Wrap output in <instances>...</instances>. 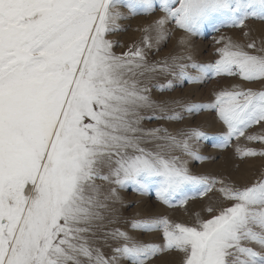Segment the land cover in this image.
<instances>
[{
	"label": "snow or ice",
	"instance_id": "1",
	"mask_svg": "<svg viewBox=\"0 0 264 264\" xmlns=\"http://www.w3.org/2000/svg\"><path fill=\"white\" fill-rule=\"evenodd\" d=\"M157 10L163 15L137 29L139 42L114 51L124 45L108 37L127 31L121 21ZM249 19L264 21V0H0V264H153L172 251L182 254L181 264H264V174L243 186L193 175L172 153L208 159L196 147L206 133L142 126L211 110L227 128L216 147L240 137L264 144V131H248L264 129V90L236 84L212 103L176 111L170 103L181 101L158 103L148 86L157 74L181 86L221 76L264 81V38L221 37L214 63H198L185 37L184 55L148 58L170 37L169 24L198 35L218 30L217 23L244 28ZM177 83L154 87L172 91ZM235 151L241 159L264 158V149ZM217 184L231 203L210 219L193 226L166 217L132 221V229L162 231V244L105 231V222L117 223V189L155 186L172 206L177 197L187 202L190 186L205 196ZM101 239L110 248L108 240L118 242L111 255L95 246Z\"/></svg>",
	"mask_w": 264,
	"mask_h": 264
},
{
	"label": "rangeland",
	"instance_id": "2",
	"mask_svg": "<svg viewBox=\"0 0 264 264\" xmlns=\"http://www.w3.org/2000/svg\"><path fill=\"white\" fill-rule=\"evenodd\" d=\"M125 14L128 13L126 8L120 9ZM163 13L157 10L151 15H139L131 19L121 21L123 27L127 31L117 32L109 35V39L124 45V47L117 46L114 51L121 53L127 50L133 42H139L144 35L142 31L147 24L162 16ZM170 31V37L159 45V51L152 49L148 58L150 61H160L176 55H184L186 46L180 44L181 37H185L188 41L189 47L187 51L193 56L198 63H214L219 58L217 49L223 46L227 38L233 41L248 43L250 39H255L259 42L264 38V21L249 19L245 22L244 28L231 27L225 24L220 26L217 23V28L209 26L204 28L198 35H189L176 25L169 24L167 26ZM249 33V36H244V33ZM221 37L225 41L218 43ZM166 80L175 79L171 76L156 75V78L148 82L151 88V97L157 101H181L180 105L171 104L170 107L176 111H181L183 104L187 103H212L215 100L217 92L225 89H231L234 85L239 84L244 88H253L254 90H264V81H243L239 77H214L206 80L203 83L189 84L184 82L182 86L177 83L172 91L159 92L154 87L156 83H164ZM143 115H152V109H145ZM158 114V113H157ZM183 121L170 120H145L142 124L145 128L164 127L169 132L177 133L181 130L199 129L207 134L208 139H202L196 145L200 155L208 157V159L199 161L177 150L172 153L181 157V160L187 161V166L193 175L215 178L217 180H224L226 183L235 184L237 186L249 185L254 180L258 179L264 174V158L262 157H248L241 159L236 154V147H251L257 150L264 149V144L255 141H247L244 137L239 140L233 139L227 147H216L215 145L221 143L222 135L227 131L226 125L219 119L216 112L208 110L203 111L197 115H190L185 113ZM251 132H261L264 129L260 125H256ZM147 147H153L149 144ZM216 188L205 196L198 195V189L195 186H190L187 191V202L180 204L179 200L182 197H177L173 205L165 204L157 198L156 187L153 186L148 192L141 193L133 187L117 189L120 201L116 202L113 207L116 211L117 223L107 224L105 231L112 228H120L127 231L129 235L134 238L144 241L153 242L156 244L163 243L162 231H155L144 233L140 230L132 229L131 223L133 220L161 218L166 217L174 223H183L188 226H193L199 223L200 220L212 218L213 215L218 214L221 207L230 206L229 201H226L221 193ZM147 203V204H146ZM147 205V206H146ZM149 206V207H148ZM213 208V212H209L208 208ZM99 235V233H98ZM118 242L108 240L107 244L112 245L108 247L104 241L96 240L95 246L102 249L106 256L112 254V249ZM182 254L176 251L167 252L153 261V264H181Z\"/></svg>",
	"mask_w": 264,
	"mask_h": 264
},
{
	"label": "bare ground",
	"instance_id": "3",
	"mask_svg": "<svg viewBox=\"0 0 264 264\" xmlns=\"http://www.w3.org/2000/svg\"><path fill=\"white\" fill-rule=\"evenodd\" d=\"M147 204V203H146ZM147 206V205H146ZM149 207V206H148Z\"/></svg>",
	"mask_w": 264,
	"mask_h": 264
}]
</instances>
